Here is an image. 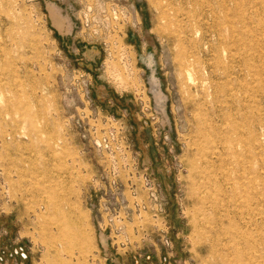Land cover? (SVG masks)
Returning a JSON list of instances; mask_svg holds the SVG:
<instances>
[{
    "label": "rangeland",
    "instance_id": "374dc122",
    "mask_svg": "<svg viewBox=\"0 0 264 264\" xmlns=\"http://www.w3.org/2000/svg\"><path fill=\"white\" fill-rule=\"evenodd\" d=\"M0 264H264V0H0Z\"/></svg>",
    "mask_w": 264,
    "mask_h": 264
}]
</instances>
